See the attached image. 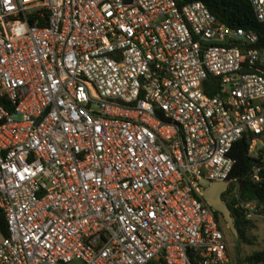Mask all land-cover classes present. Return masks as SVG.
I'll use <instances>...</instances> for the list:
<instances>
[{"label":"built area","instance_id":"built-area-1","mask_svg":"<svg viewBox=\"0 0 264 264\" xmlns=\"http://www.w3.org/2000/svg\"><path fill=\"white\" fill-rule=\"evenodd\" d=\"M261 134L264 37L203 0H0V264H233L200 180Z\"/></svg>","mask_w":264,"mask_h":264},{"label":"trees","instance_id":"trees-1","mask_svg":"<svg viewBox=\"0 0 264 264\" xmlns=\"http://www.w3.org/2000/svg\"><path fill=\"white\" fill-rule=\"evenodd\" d=\"M203 1L219 21L230 27H243L254 30L259 38L263 39L264 24L256 20L248 0ZM253 138L252 135H242L232 145L229 155L234 159V163L228 174L232 181L221 195L222 200L230 209L239 241L247 244L253 243L254 238H250L247 232L254 229L256 224L252 219L244 217L241 208L236 205V202H254L259 207V210L264 212V134L263 146L257 150L256 155H251L249 152V146ZM254 167L259 168L258 180H254L252 177ZM235 181L242 183L236 197L231 193V188ZM214 213L219 223V218L223 219V216L218 211H214ZM250 262L264 264V246L252 252Z\"/></svg>","mask_w":264,"mask_h":264},{"label":"rangeland","instance_id":"rangeland-1","mask_svg":"<svg viewBox=\"0 0 264 264\" xmlns=\"http://www.w3.org/2000/svg\"><path fill=\"white\" fill-rule=\"evenodd\" d=\"M209 81H205V85ZM263 146V134L256 137L251 141L249 146V152L251 155H256L257 150ZM200 184L208 186L209 182L205 179L200 180ZM252 220L255 222L256 227L247 232L250 238H254L252 244L240 242L239 239H235L233 233L228 228L226 221L219 218V223L224 233L227 242V253L233 264H258L256 262H250V256L254 250L260 249L264 246V217H254Z\"/></svg>","mask_w":264,"mask_h":264},{"label":"water","instance_id":"water-1","mask_svg":"<svg viewBox=\"0 0 264 264\" xmlns=\"http://www.w3.org/2000/svg\"><path fill=\"white\" fill-rule=\"evenodd\" d=\"M227 180L211 181L209 185L202 190V195L208 204L215 210L222 214L224 220L230 231L233 233L234 238H238L237 230L233 224V218L230 214V209L227 204L222 200V193L227 189ZM242 183L240 182L239 189Z\"/></svg>","mask_w":264,"mask_h":264}]
</instances>
